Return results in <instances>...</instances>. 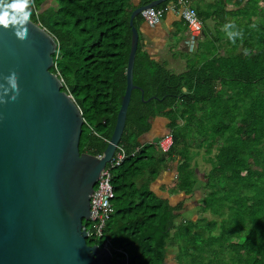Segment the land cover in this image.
<instances>
[{"label":"trees","instance_id":"trees-1","mask_svg":"<svg viewBox=\"0 0 264 264\" xmlns=\"http://www.w3.org/2000/svg\"><path fill=\"white\" fill-rule=\"evenodd\" d=\"M150 1L34 0L31 19L58 41L51 71L84 117L81 151L101 155L111 139L127 87L131 13ZM171 1L177 0L155 7ZM216 11L235 17L242 35L233 42L226 34L228 44L214 38L225 53L196 56L185 74L156 62L139 40L134 83L144 95L132 91L119 144L127 156L113 170L116 196L104 237H88L100 245L110 238L122 250L114 256L127 255L129 264H166L176 246L180 264H264V0L231 11L219 3ZM142 18L136 16V26ZM212 42L205 40L207 51ZM199 44L190 53L198 55ZM158 117L169 119L168 151L160 146L163 136H150ZM196 148L205 149L208 172L192 163ZM172 169L170 194L202 191L194 219L182 214L185 199L173 203L151 187Z\"/></svg>","mask_w":264,"mask_h":264},{"label":"water","instance_id":"water-1","mask_svg":"<svg viewBox=\"0 0 264 264\" xmlns=\"http://www.w3.org/2000/svg\"><path fill=\"white\" fill-rule=\"evenodd\" d=\"M130 17L127 87L111 139L101 155L80 149L84 117L63 79L51 68L58 41L31 19L27 39L0 27V83L15 70L19 95L0 102V264H129L106 246L89 244L85 221L102 170L116 154L125 130L139 46ZM2 94V90H0Z\"/></svg>","mask_w":264,"mask_h":264},{"label":"crops","instance_id":"crops-1","mask_svg":"<svg viewBox=\"0 0 264 264\" xmlns=\"http://www.w3.org/2000/svg\"><path fill=\"white\" fill-rule=\"evenodd\" d=\"M191 5L197 7L201 12L202 19L204 22L203 32L199 37L200 48L199 54H192L188 51L186 46V39L188 38V27L184 19L173 11H168L162 20L156 25L148 24L143 18L139 23L138 30L140 35V46L146 51L149 56L159 64L165 66L176 74H185L191 69V65H194V59L196 56L203 58L204 56L212 57L214 52L225 53V46H222L220 42H215L214 38H218L219 35L224 36L222 42L228 44V38L224 30V25L227 23H233L236 18L230 14L219 13V3H224L227 11L236 10L239 6H243L247 2L245 0L239 5L233 4L234 0H221L216 4L217 0H190ZM238 0H235L237 2ZM140 0H134V3L138 4ZM173 2V1H171ZM170 2V3H171ZM193 2H195L193 4ZM211 39L212 48L207 51L204 47L205 40ZM215 43V44H214ZM203 44V45H202ZM169 119L165 117H158L153 120L152 128L150 131L151 137H161L168 131ZM172 172L164 170L157 181L152 184V189L155 190L160 196H171V201L176 203L179 198L185 199V208L182 211L183 216L187 215L191 218H196L199 214V187L193 195H187L184 192L181 193H169V188L172 185ZM199 211V213H198ZM179 221L182 218L178 219ZM179 251L178 247H170L168 251V258L171 254ZM180 264V263H179Z\"/></svg>","mask_w":264,"mask_h":264},{"label":"built area","instance_id":"built-area-1","mask_svg":"<svg viewBox=\"0 0 264 264\" xmlns=\"http://www.w3.org/2000/svg\"><path fill=\"white\" fill-rule=\"evenodd\" d=\"M178 13L187 24L189 29L186 46L189 52H193L198 46V40L203 32V21L197 10L191 5L190 0H177L169 3L165 7H148L141 11L143 19L150 25L158 24L168 11ZM160 146L168 151L173 143L171 134H166L160 139ZM127 153L122 146H118L116 154L102 170L97 181L94 192L91 196V216L92 229H88L89 236L96 239L104 237V228L110 219L113 211V199L116 196L113 184V170L119 166L126 158ZM108 247L113 253L122 252L121 249L113 246L110 238L106 237L103 245ZM125 257L128 258L126 255Z\"/></svg>","mask_w":264,"mask_h":264},{"label":"clouds","instance_id":"clouds-1","mask_svg":"<svg viewBox=\"0 0 264 264\" xmlns=\"http://www.w3.org/2000/svg\"><path fill=\"white\" fill-rule=\"evenodd\" d=\"M33 5L34 0H0V27L4 29L11 28L20 40L27 39V25L31 21ZM223 27L228 38L233 42L242 35L240 31L235 30L236 25L234 23H227ZM4 80L6 84L0 83V90H2L0 102H6L4 97L10 92L13 93L10 99L15 100L19 95L16 71H11L7 77H4Z\"/></svg>","mask_w":264,"mask_h":264},{"label":"rangeland","instance_id":"rangeland-1","mask_svg":"<svg viewBox=\"0 0 264 264\" xmlns=\"http://www.w3.org/2000/svg\"><path fill=\"white\" fill-rule=\"evenodd\" d=\"M220 1L221 0H217L216 1V4H218ZM194 3L195 2H193V4ZM234 3H236L235 0L233 1V4ZM246 3L243 4V6H241V7L246 6ZM50 4H51V0H50V2H48V5H50ZM196 149H199V153L194 157L192 163L193 164L197 163L198 164V169L200 171H206V172H208L209 169L211 168V163L208 161V156L205 153V149L204 148H196ZM171 171H172V176L174 178V172H175V170L172 169ZM198 192L200 193L199 198H201L202 195H203L202 194V191L200 190ZM198 213H199V211H198ZM205 215L209 216V218H212V215H209L208 212L205 213ZM86 222H88L89 229H92V222L91 221H86ZM170 253L171 254L169 255V258L167 257V259H166V264H179V262L182 260L181 259L182 257H181V254L179 253V251H177L176 253L174 251H171Z\"/></svg>","mask_w":264,"mask_h":264}]
</instances>
